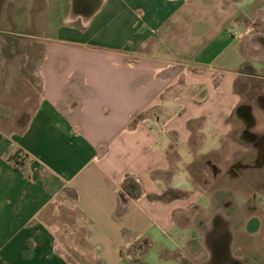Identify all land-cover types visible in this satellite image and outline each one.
Listing matches in <instances>:
<instances>
[{
	"label": "crops",
	"instance_id": "0c3cea01",
	"mask_svg": "<svg viewBox=\"0 0 264 264\" xmlns=\"http://www.w3.org/2000/svg\"><path fill=\"white\" fill-rule=\"evenodd\" d=\"M71 2L37 66V107L0 134V264H123L138 237L143 264H264L261 216L193 176L224 152L229 185L264 168L241 93L264 72V0H100L90 16ZM127 180L140 193L122 206Z\"/></svg>",
	"mask_w": 264,
	"mask_h": 264
},
{
	"label": "rangeland",
	"instance_id": "374dc122",
	"mask_svg": "<svg viewBox=\"0 0 264 264\" xmlns=\"http://www.w3.org/2000/svg\"><path fill=\"white\" fill-rule=\"evenodd\" d=\"M69 2L0 0V134L4 137L20 132L37 107L41 93L37 66L57 27L69 23ZM252 57H257L253 48ZM256 68L247 77L249 88L241 93L242 101L251 105L257 122L255 128L260 132L264 131V72L260 66L256 65ZM242 85L240 82L239 88ZM229 142L233 144L231 139ZM233 155L234 152H224L219 156L220 160L214 162L211 159L196 161L193 165L194 180L208 190L219 188L229 191L241 213H258L264 224V168H255L253 164L248 169L238 167L232 174L234 183L229 185L223 177L226 162ZM70 249L74 250L73 247ZM144 251L138 264L147 263L150 258ZM121 260L123 264H132L126 258Z\"/></svg>",
	"mask_w": 264,
	"mask_h": 264
},
{
	"label": "built area",
	"instance_id": "2783aa9c",
	"mask_svg": "<svg viewBox=\"0 0 264 264\" xmlns=\"http://www.w3.org/2000/svg\"><path fill=\"white\" fill-rule=\"evenodd\" d=\"M117 197L119 203L124 206L127 199L126 191L124 189L117 190ZM147 245H149L147 239L138 237L135 241H132L125 246L123 250V257L130 261L129 263L138 264L139 259L141 258Z\"/></svg>",
	"mask_w": 264,
	"mask_h": 264
},
{
	"label": "trees",
	"instance_id": "16d2710c",
	"mask_svg": "<svg viewBox=\"0 0 264 264\" xmlns=\"http://www.w3.org/2000/svg\"><path fill=\"white\" fill-rule=\"evenodd\" d=\"M24 160H25V157L19 150L15 151L13 154H11L8 157V161H10L13 167L18 171H20L21 168L23 167ZM123 189L126 192L129 191L130 193L135 194V195L140 193V191L138 190V185L134 183L132 180L125 181V184L123 185ZM180 196H181L180 193L178 192L176 193V192L168 190L164 195H162V198L170 199V198H175V197H180Z\"/></svg>",
	"mask_w": 264,
	"mask_h": 264
},
{
	"label": "water",
	"instance_id": "95a60500",
	"mask_svg": "<svg viewBox=\"0 0 264 264\" xmlns=\"http://www.w3.org/2000/svg\"><path fill=\"white\" fill-rule=\"evenodd\" d=\"M93 1L95 2V5H93L90 0H72L71 2L72 14L80 13L85 16L92 15L100 6V0H93Z\"/></svg>",
	"mask_w": 264,
	"mask_h": 264
},
{
	"label": "bare ground",
	"instance_id": "6f19581e",
	"mask_svg": "<svg viewBox=\"0 0 264 264\" xmlns=\"http://www.w3.org/2000/svg\"><path fill=\"white\" fill-rule=\"evenodd\" d=\"M69 18H73V16H70Z\"/></svg>",
	"mask_w": 264,
	"mask_h": 264
},
{
	"label": "flooded vegetation",
	"instance_id": "af4514ba",
	"mask_svg": "<svg viewBox=\"0 0 264 264\" xmlns=\"http://www.w3.org/2000/svg\"><path fill=\"white\" fill-rule=\"evenodd\" d=\"M254 75V74H253Z\"/></svg>",
	"mask_w": 264,
	"mask_h": 264
}]
</instances>
